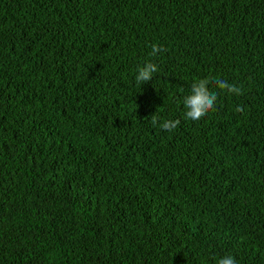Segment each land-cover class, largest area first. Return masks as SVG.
<instances>
[{
    "label": "trees",
    "instance_id": "1",
    "mask_svg": "<svg viewBox=\"0 0 264 264\" xmlns=\"http://www.w3.org/2000/svg\"><path fill=\"white\" fill-rule=\"evenodd\" d=\"M205 78L242 94L186 120ZM225 255L264 264V0H0V264Z\"/></svg>",
    "mask_w": 264,
    "mask_h": 264
},
{
    "label": "clouds",
    "instance_id": "2",
    "mask_svg": "<svg viewBox=\"0 0 264 264\" xmlns=\"http://www.w3.org/2000/svg\"><path fill=\"white\" fill-rule=\"evenodd\" d=\"M161 51H164L160 46L152 45L151 55L156 56ZM158 71V66L153 62H147L142 67L137 69L135 77L138 85H143L150 82L154 73ZM210 85L225 91L227 94L241 95L242 89L234 84L228 83L224 79L217 78L214 81L205 78L194 83L191 88V93L183 98V106L185 109V119L193 122H198L203 119L207 114L216 110V103L218 100V93L210 90ZM237 112H242L243 109L237 107ZM159 117L155 114L151 116V123L153 126H159L164 131L172 132L179 124L180 120H164L158 124ZM217 264H237L232 255H225L221 257Z\"/></svg>",
    "mask_w": 264,
    "mask_h": 264
}]
</instances>
